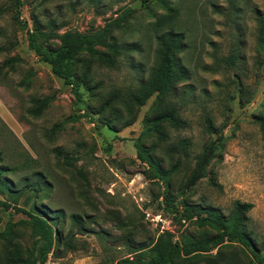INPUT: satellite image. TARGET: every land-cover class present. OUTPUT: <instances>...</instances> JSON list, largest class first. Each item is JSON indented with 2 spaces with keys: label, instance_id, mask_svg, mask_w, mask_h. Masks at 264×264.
Returning a JSON list of instances; mask_svg holds the SVG:
<instances>
[{
  "label": "rangeland",
  "instance_id": "374dc122",
  "mask_svg": "<svg viewBox=\"0 0 264 264\" xmlns=\"http://www.w3.org/2000/svg\"><path fill=\"white\" fill-rule=\"evenodd\" d=\"M21 1L15 21L14 0H0V45L5 47L0 65L15 59L13 68L0 74V166L5 171L0 200L11 204L8 209L0 206V231L8 221L28 218L14 206L26 210L35 206L46 214L59 210L61 242L48 254L46 264H115L131 255L136 242L155 241L164 231L171 232L175 241L199 230L194 221L179 223L170 207L158 206L163 186L145 176L146 166L137 158L134 140L144 117L153 115L154 97L136 109L129 125L123 126L114 114L117 110L125 114L122 102L127 94L156 65L155 34L166 26L153 23L173 7L174 22L186 44L179 56L188 71L174 99L187 125L166 127V138L153 135L144 143L156 145L155 154L165 169L181 160L173 176L175 193L210 138L204 131V118L210 116L217 130L212 138L218 132L224 136L222 158L212 162L206 176L181 197L223 214L235 201L251 203L247 230L260 244L264 136L254 117L264 113V50L257 44L256 24L264 0ZM126 9L130 14L113 36L119 44L134 47L117 56L112 67L89 53L78 56L76 77L84 79L79 87L84 104L79 103L71 86L29 47L28 32L34 21L46 29L50 20L56 32H90ZM50 45L55 48L58 40ZM22 80L27 83L20 85ZM43 99L47 105L41 113H30L34 100ZM87 108L89 116L84 113ZM180 139L189 140L187 150L177 145ZM65 155L69 163L63 160ZM14 232V246L0 239L1 264L11 258L15 246L23 258L31 248L26 228L17 225ZM217 252L218 258L250 264L251 257L238 244L223 245L211 254ZM197 259L203 264L207 258Z\"/></svg>",
  "mask_w": 264,
  "mask_h": 264
},
{
  "label": "trees",
  "instance_id": "16d2710c",
  "mask_svg": "<svg viewBox=\"0 0 264 264\" xmlns=\"http://www.w3.org/2000/svg\"><path fill=\"white\" fill-rule=\"evenodd\" d=\"M21 4V0H14L13 18L15 21H19ZM169 12L153 23L156 27L166 26L164 30L155 34L156 65L152 67L148 77L135 90L127 94V98L122 102L125 114L118 110L114 114L122 121L123 126L129 125L134 121L136 109L144 105L149 98L154 97L153 115L144 117L143 128L134 140L137 158L146 166L145 176L160 181L163 186L160 194L162 202L158 203V206L170 207L179 223L194 221L199 230L187 233L180 240L175 241L172 239L171 232L164 231L155 241L136 242V246L130 252L131 255L118 259L115 264H198L197 258L202 255L207 258L203 264H236L233 259L218 258V252L211 254L213 250H218L223 245L234 244L240 245L249 254L250 264H264V237L260 244H257L253 233L247 230L246 213L251 209V203L235 201L232 210L228 214H223L213 206H204L181 197L182 193L190 190L206 176L207 168L212 162H219L222 158L224 136L218 132L212 138V135L217 132L212 118L208 115L204 118V131L210 138L201 146L195 156L193 167L175 193L172 191L175 183L173 176L181 160L178 159L170 168L165 169L155 154L156 145L148 146L144 143V138L153 135H157V138H166V127L183 128L187 125L174 99L179 83L186 79L188 73L181 64L179 56L186 44L184 33L179 31L174 22L177 8H169ZM129 14L130 9H126L121 15L106 21L103 26L90 32L74 29L56 32L52 26L53 20L49 21L46 29L34 21L32 30L28 32V45L40 60L50 65L51 72L55 76L71 86L76 100L84 104L79 91L84 79L76 77L78 56L84 52L89 53L103 65L114 66L117 56L134 47L119 44L113 36V30L121 27ZM256 24L257 44L264 50V12L257 11ZM54 39L58 40V45L52 48L50 42ZM97 47H103L106 50H98ZM3 51L5 47L0 45V53ZM14 62L13 58L4 60L0 65V74L6 67L12 69ZM26 83V80L20 81V85ZM34 101L35 106L30 109V113L39 115L47 105V101L45 99ZM108 105L109 103L105 104V106ZM84 113L89 116V109L87 108ZM254 118L264 136V113ZM177 145L187 150L190 142L187 139H180ZM63 160L69 163L66 155L63 156ZM4 172V168L0 166V177ZM211 183L216 185L213 177H211ZM43 184L46 185L45 189H49L47 181ZM0 206L8 209L11 204L0 200ZM14 208L27 214L28 218L17 222L8 221L5 228L0 231V239L14 246V229L20 225L29 231L32 243L26 258L18 254L20 248L15 246L11 253L13 255L6 261V264H46L48 254L53 252L56 245L61 242V236L57 230L60 211L56 210L52 214H46L36 209L35 206L29 210L16 206ZM216 256V260L210 259Z\"/></svg>",
  "mask_w": 264,
  "mask_h": 264
}]
</instances>
